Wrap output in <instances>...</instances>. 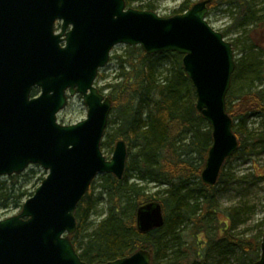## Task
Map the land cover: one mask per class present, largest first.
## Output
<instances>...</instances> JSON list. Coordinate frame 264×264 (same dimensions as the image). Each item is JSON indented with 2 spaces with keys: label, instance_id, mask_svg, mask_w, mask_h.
<instances>
[{
  "label": "water",
  "instance_id": "obj_1",
  "mask_svg": "<svg viewBox=\"0 0 264 264\" xmlns=\"http://www.w3.org/2000/svg\"><path fill=\"white\" fill-rule=\"evenodd\" d=\"M210 3L200 0L182 13L161 16L127 7L125 0H0V176L19 174L31 164L47 171L20 212L0 219V264H87L70 239L76 206L98 174L120 179L127 160L122 139L109 159L102 153L112 101L95 85L118 44L149 55H181L196 110L211 127L200 179L217 183L225 160L238 149L226 110L235 56L232 43L206 20ZM34 88L39 91L32 96ZM77 94L86 117L59 123L57 114ZM135 221L140 233L162 227V204L139 205ZM150 263L151 252L141 248L92 264ZM253 264H264V234Z\"/></svg>",
  "mask_w": 264,
  "mask_h": 264
},
{
  "label": "trees",
  "instance_id": "obj_2",
  "mask_svg": "<svg viewBox=\"0 0 264 264\" xmlns=\"http://www.w3.org/2000/svg\"><path fill=\"white\" fill-rule=\"evenodd\" d=\"M134 1L141 0H125L126 6ZM234 1L242 22L255 18L264 29V14L256 17L246 0ZM227 2L211 0L209 9ZM191 5L185 0L180 12ZM136 8L154 11L151 3ZM261 40L264 42V37ZM112 57L118 64V81L110 86L113 118H108L100 146L113 149L118 140H124L127 161L120 179L111 173L102 175L97 197H93L90 185L76 206V231L71 241L80 258L87 264L104 263L143 248L151 252L150 264H220L217 259L225 255L234 258L233 264H253L260 256L264 232L247 236L234 233L242 209L222 207L216 197L217 185L231 181L232 175L224 171L229 158L215 185H205L200 179L212 143L211 127L196 110L195 90L183 70L181 55H149L140 47L128 46L125 55ZM239 71L247 89L240 97L226 95L238 149L245 146L243 133L251 115L263 119V128L255 138L264 145V61L242 66ZM254 81L261 86L251 85ZM37 92L34 88L32 95ZM22 174L0 177L1 210H20L32 194L22 188ZM147 184L164 186V197L147 192ZM102 197L106 212L86 241L78 245L82 226ZM149 201L162 204L165 221L160 228L140 233L135 211Z\"/></svg>",
  "mask_w": 264,
  "mask_h": 264
},
{
  "label": "rangeland",
  "instance_id": "obj_3",
  "mask_svg": "<svg viewBox=\"0 0 264 264\" xmlns=\"http://www.w3.org/2000/svg\"><path fill=\"white\" fill-rule=\"evenodd\" d=\"M185 0H141L134 1L131 7L145 6L151 3L154 11L161 16H169L180 13L182 4ZM192 4L200 0H189ZM250 3L251 9L256 12V17L264 14V0H246ZM238 6L234 0L227 3H219L209 9L207 21L210 26L220 31L227 41L234 45L235 69L231 76L229 93L240 97L248 84L240 75V67L262 63L264 61V29L258 26L256 19L243 21L239 17ZM263 29V30H262ZM256 48H255V47ZM128 46L124 44L116 45L112 51L108 64L99 70L101 78L95 81L99 89L108 95L111 92V85L116 83L118 74V64L112 55H125ZM251 61V62H250ZM165 67V65H164ZM251 85L261 86V83L254 81ZM264 85V84H263ZM87 108L82 102L80 95L69 97L67 105L57 115V120L62 124H72L86 117ZM113 116L110 115V118ZM263 128L261 116L251 115L247 118L243 138L245 146L237 149L229 161L224 165V171L229 173L231 181L227 185L218 184L216 187V197L222 207H241L242 216L236 224L234 233L239 235H254L264 232V145L256 140L255 135ZM111 129V128H110ZM108 128V132H110ZM103 155L109 159L112 148L109 146L101 147ZM47 175V171L39 165H30L21 176L22 188L33 193L36 187ZM98 174L93 180V197H97L100 190L99 183L101 176ZM4 179V178H1ZM147 192L156 194L157 197H164V186L147 184ZM32 195V194H31ZM106 202L104 197L96 205L92 215L82 226V232L78 237V245L86 241V235L90 234L99 220L106 212ZM19 212L18 208L0 209V219L15 215ZM187 226V222L183 227ZM220 264H233L234 258L225 255L217 259Z\"/></svg>",
  "mask_w": 264,
  "mask_h": 264
},
{
  "label": "flooded vegetation",
  "instance_id": "obj_4",
  "mask_svg": "<svg viewBox=\"0 0 264 264\" xmlns=\"http://www.w3.org/2000/svg\"><path fill=\"white\" fill-rule=\"evenodd\" d=\"M55 26H54V29H55V32H59L60 31V22H55V24H54Z\"/></svg>",
  "mask_w": 264,
  "mask_h": 264
}]
</instances>
